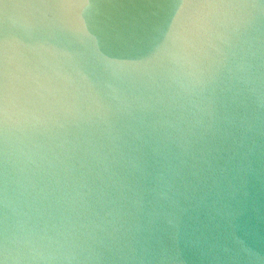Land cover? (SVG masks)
<instances>
[{
    "label": "water",
    "instance_id": "1",
    "mask_svg": "<svg viewBox=\"0 0 264 264\" xmlns=\"http://www.w3.org/2000/svg\"><path fill=\"white\" fill-rule=\"evenodd\" d=\"M0 264H264V0H0Z\"/></svg>",
    "mask_w": 264,
    "mask_h": 264
}]
</instances>
